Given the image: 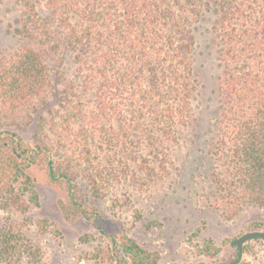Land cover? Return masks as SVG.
Masks as SVG:
<instances>
[{"label": "trees", "instance_id": "1", "mask_svg": "<svg viewBox=\"0 0 264 264\" xmlns=\"http://www.w3.org/2000/svg\"><path fill=\"white\" fill-rule=\"evenodd\" d=\"M17 2L22 14L15 31L25 44L11 61L0 64V101L17 111L46 93L48 58H54V68H61L69 54L76 82L60 72L64 88L56 107L46 108L47 118L38 114L33 120L32 143L0 131L1 207L23 212L38 204L28 169L41 165L48 183L67 184L70 212L86 215L72 192L75 185L55 161L63 146L78 150L81 161L89 164L99 151L131 155L144 142L148 153L157 154L161 137L175 140L173 125L186 124L190 97L197 89L190 54L195 25L206 12L213 14L209 31L217 69L214 149L226 154L232 179L249 199L260 201L264 194V0ZM86 94L93 106L89 111ZM42 105H47L45 99ZM47 136L53 142L44 141ZM99 181L91 183L97 193ZM60 208L65 210L63 204ZM117 251L120 264H157L156 258L125 236ZM217 252L205 242L199 253L214 257ZM24 254L29 260L33 256L29 242L20 230L4 225L0 263L14 257L20 260Z\"/></svg>", "mask_w": 264, "mask_h": 264}, {"label": "rangeland", "instance_id": "2", "mask_svg": "<svg viewBox=\"0 0 264 264\" xmlns=\"http://www.w3.org/2000/svg\"><path fill=\"white\" fill-rule=\"evenodd\" d=\"M21 14L17 0H0V64L11 61L25 44L15 31ZM212 19V13H203L195 25L190 56L197 89L190 97L188 123L173 125L175 140L161 137L157 154L148 153L144 142L131 155L99 151L89 164L81 161L78 150L63 146L55 161L75 185L72 192L86 215L70 212L64 181L50 184L43 166L30 167L38 204L23 212L0 205V231L4 225L20 230L33 256L29 260L24 254L20 260L14 257L0 264H120L117 250L123 236L150 253L157 264H230L238 257L237 238L247 232L264 233V194L257 203L250 200L232 179L226 154L214 149L218 106L209 31ZM53 59H46V93L17 111L0 101V131L33 142V120L38 114L47 118L46 108L56 107L64 88L60 72L74 81L71 56H64L61 68H54ZM89 98L90 94L84 95L87 111L93 107ZM47 138L48 144L53 142L51 136ZM106 154L111 156L110 165ZM95 179L100 180L98 193L91 184ZM205 242L218 249L214 257L199 253ZM238 264H264V240L246 242Z\"/></svg>", "mask_w": 264, "mask_h": 264}, {"label": "water", "instance_id": "3", "mask_svg": "<svg viewBox=\"0 0 264 264\" xmlns=\"http://www.w3.org/2000/svg\"><path fill=\"white\" fill-rule=\"evenodd\" d=\"M252 239H263L264 240V233L263 232H258V231H254V232H247L243 235H241L239 238H237L234 241V245L238 251V257L236 260H234L232 263L230 264H238L240 261V257H241V252H242V246L252 240Z\"/></svg>", "mask_w": 264, "mask_h": 264}]
</instances>
